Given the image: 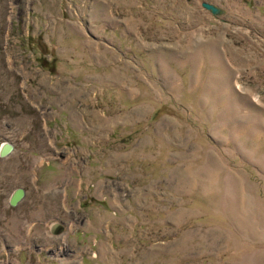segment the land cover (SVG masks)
<instances>
[{
    "label": "rangeland",
    "instance_id": "obj_1",
    "mask_svg": "<svg viewBox=\"0 0 264 264\" xmlns=\"http://www.w3.org/2000/svg\"><path fill=\"white\" fill-rule=\"evenodd\" d=\"M4 143L0 250L264 264V0H0Z\"/></svg>",
    "mask_w": 264,
    "mask_h": 264
},
{
    "label": "flooded vegetation",
    "instance_id": "obj_2",
    "mask_svg": "<svg viewBox=\"0 0 264 264\" xmlns=\"http://www.w3.org/2000/svg\"><path fill=\"white\" fill-rule=\"evenodd\" d=\"M10 208L15 209L16 206H10ZM36 224L39 225L38 223ZM45 225L47 227L44 230L48 231H45L46 240L31 239L27 246L24 244V246L20 245L21 247L19 248H15L16 245L14 243L5 241L3 250H0V264H45V259H49L52 256H67L66 251L69 249H67L62 238V235L67 231V226L60 221L48 222ZM56 234L60 235L59 241L53 237ZM12 254L15 255V261H11Z\"/></svg>",
    "mask_w": 264,
    "mask_h": 264
},
{
    "label": "water",
    "instance_id": "obj_3",
    "mask_svg": "<svg viewBox=\"0 0 264 264\" xmlns=\"http://www.w3.org/2000/svg\"><path fill=\"white\" fill-rule=\"evenodd\" d=\"M203 7L206 9L210 10L214 15H220L224 12V10L219 7L218 5L208 2V1H203L202 2ZM13 146L9 143H4L1 148H0V156L6 155L9 151H11ZM25 193V190L23 188H17L11 198H10V203L11 205L15 206L23 197Z\"/></svg>",
    "mask_w": 264,
    "mask_h": 264
},
{
    "label": "crops",
    "instance_id": "obj_4",
    "mask_svg": "<svg viewBox=\"0 0 264 264\" xmlns=\"http://www.w3.org/2000/svg\"><path fill=\"white\" fill-rule=\"evenodd\" d=\"M209 2H211V1H209Z\"/></svg>",
    "mask_w": 264,
    "mask_h": 264
}]
</instances>
